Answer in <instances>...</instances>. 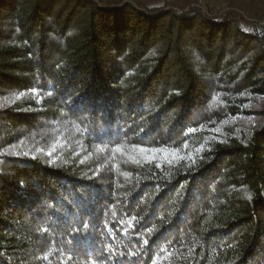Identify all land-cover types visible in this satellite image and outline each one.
I'll return each mask as SVG.
<instances>
[{
  "label": "trees",
  "instance_id": "trees-1",
  "mask_svg": "<svg viewBox=\"0 0 264 264\" xmlns=\"http://www.w3.org/2000/svg\"><path fill=\"white\" fill-rule=\"evenodd\" d=\"M0 264H264V0H0Z\"/></svg>",
  "mask_w": 264,
  "mask_h": 264
},
{
  "label": "rangeland",
  "instance_id": "rangeland-1",
  "mask_svg": "<svg viewBox=\"0 0 264 264\" xmlns=\"http://www.w3.org/2000/svg\"><path fill=\"white\" fill-rule=\"evenodd\" d=\"M218 6L220 7V9H221V5L220 4H218ZM218 14H220V13H218Z\"/></svg>",
  "mask_w": 264,
  "mask_h": 264
},
{
  "label": "clouds",
  "instance_id": "clouds-1",
  "mask_svg": "<svg viewBox=\"0 0 264 264\" xmlns=\"http://www.w3.org/2000/svg\"><path fill=\"white\" fill-rule=\"evenodd\" d=\"M197 59H199V56H197Z\"/></svg>",
  "mask_w": 264,
  "mask_h": 264
},
{
  "label": "snow or ice",
  "instance_id": "snow-or-ice-1",
  "mask_svg": "<svg viewBox=\"0 0 264 264\" xmlns=\"http://www.w3.org/2000/svg\"><path fill=\"white\" fill-rule=\"evenodd\" d=\"M215 99V98H214ZM249 198H251V197H249Z\"/></svg>",
  "mask_w": 264,
  "mask_h": 264
}]
</instances>
